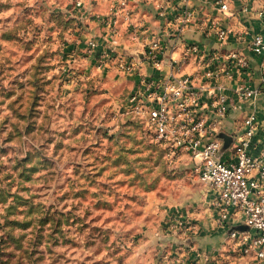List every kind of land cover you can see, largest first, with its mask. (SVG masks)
<instances>
[{
    "label": "rangeland",
    "instance_id": "374dc122",
    "mask_svg": "<svg viewBox=\"0 0 264 264\" xmlns=\"http://www.w3.org/2000/svg\"><path fill=\"white\" fill-rule=\"evenodd\" d=\"M98 1L0 0V264H198L167 230L209 187L125 113ZM225 248L203 264H244Z\"/></svg>",
    "mask_w": 264,
    "mask_h": 264
},
{
    "label": "built area",
    "instance_id": "2783aa9c",
    "mask_svg": "<svg viewBox=\"0 0 264 264\" xmlns=\"http://www.w3.org/2000/svg\"><path fill=\"white\" fill-rule=\"evenodd\" d=\"M211 2L221 13L229 11L230 0H203ZM124 9L126 0H118ZM75 6L83 12L90 11L84 0H75ZM119 10L112 8L108 14L94 15L106 27L110 43L116 45L117 17ZM164 15V10L160 12ZM193 11L187 6L173 19L176 29L168 36L159 32L143 30L145 57L142 62L157 70L158 74L142 73L140 63L120 56V68L135 73L139 83L126 100L125 113L143 123L152 142L159 145L170 162H182L195 172L199 181L209 187L215 195L211 207L216 213L215 225L224 229L242 256H251L253 264L264 262V136L263 148L250 153L248 148L258 128L254 112L243 120V131L229 134L233 141L227 150L221 152L222 141L216 135L222 131V122L233 107L255 101L264 94V30L252 35L248 52L230 49L226 54L217 51H203L194 43L187 42L182 31L192 22ZM206 27L208 35H214L218 42L228 39V31L217 21H210ZM89 43L90 50L96 48ZM100 55L102 64L111 61L106 47ZM168 53L167 70L163 62ZM166 54V55H165ZM252 55V56H251ZM252 57L259 58V83L251 87L242 75L251 77ZM105 59V61H104ZM195 61L200 70L186 72L185 68ZM239 75V79H235ZM224 79L233 81L231 88L233 102L227 94ZM232 100V101H231ZM174 230L186 235L195 230V222L186 215L171 217ZM244 225L246 231L235 227Z\"/></svg>",
    "mask_w": 264,
    "mask_h": 264
},
{
    "label": "crops",
    "instance_id": "0c3cea01",
    "mask_svg": "<svg viewBox=\"0 0 264 264\" xmlns=\"http://www.w3.org/2000/svg\"><path fill=\"white\" fill-rule=\"evenodd\" d=\"M98 1V0H97ZM127 5L124 9L119 8L118 0H100L97 2V8L101 10V14H108L112 8L119 10L117 17V35H116V51L114 61L111 64H120V56L135 60V55L142 56L144 47V36L147 35L143 30L159 32L166 34L164 39L173 35L176 25L173 19L180 13L181 9L187 6L193 11L192 22L183 29L182 36L187 42L198 44L203 51H217L220 54H226L230 49H237L245 52L250 56L247 46L252 35L264 30V0H230L229 11L221 13L215 8L211 2L203 0H126ZM96 4V2H94ZM164 10V15L160 12ZM89 20H93L92 17ZM217 21L220 26L227 29L228 39L225 42H218L214 35L206 33V25L210 21ZM100 23V22H99ZM90 24H95L91 22ZM101 24V23H100ZM101 38L99 42L110 44V36L104 25H100ZM176 33V32H175ZM168 53L165 54L163 62V71L167 70ZM126 54L133 55L130 57ZM252 56V55H251ZM140 63V71L144 74H158L159 72L148 66L145 62ZM259 58L252 57L250 65L254 74L249 77L242 75L251 87L259 83L258 71ZM109 63L106 65L108 66ZM117 65V66H118ZM120 67V65H119ZM200 66L195 61H191L185 68L186 72L200 70ZM134 89L139 83V77H134ZM239 79V75H235V79ZM236 79V80H237ZM227 85V94L235 105L237 101L233 98L232 90L233 81L224 79ZM231 100V101H232ZM254 112L258 121V128L249 145V152L257 154L262 148L261 140L264 136V94H261L255 101L242 104L239 107H233L222 122V131L234 134L243 131V120L247 114ZM191 196L185 198L182 205L183 213L188 215L196 224L195 230L183 235H179L174 230H167L169 234H173L184 244L183 255L186 260L194 261L199 259L198 264H203L205 259L209 261L217 260V255L226 249L225 241L227 233L224 229L217 228L215 225L216 213L211 207V202L215 193L211 189L200 187L195 192H191ZM232 247V245H231ZM236 250V249H235ZM242 256V255H241ZM244 264H253L251 256H243ZM212 262V263H213ZM210 263V262H209ZM264 264V262L262 263Z\"/></svg>",
    "mask_w": 264,
    "mask_h": 264
},
{
    "label": "water",
    "instance_id": "95a60500",
    "mask_svg": "<svg viewBox=\"0 0 264 264\" xmlns=\"http://www.w3.org/2000/svg\"><path fill=\"white\" fill-rule=\"evenodd\" d=\"M126 55H128V56H130V57H133V55H129V54H126ZM141 55H142V56H137V55H135V60H137L138 62H140V61H142V60L144 59V57H145V48H144V47H143V52L141 53ZM216 137H217L219 140L222 141L221 152L224 151V150H227V149L230 147V145H231V143H232V141H233V138H232L230 135H228L227 133L223 132V131L219 132V133L216 135ZM235 229H237L238 231H241V232L247 230L246 226H244V225L237 226V227H235ZM231 230H232V229H229V230L227 231V234H228Z\"/></svg>",
    "mask_w": 264,
    "mask_h": 264
},
{
    "label": "trees",
    "instance_id": "16d2710c",
    "mask_svg": "<svg viewBox=\"0 0 264 264\" xmlns=\"http://www.w3.org/2000/svg\"><path fill=\"white\" fill-rule=\"evenodd\" d=\"M147 133H148V131H147ZM148 136H149V134H148ZM163 151V150H162Z\"/></svg>",
    "mask_w": 264,
    "mask_h": 264
}]
</instances>
